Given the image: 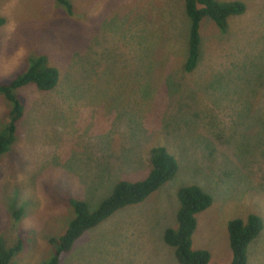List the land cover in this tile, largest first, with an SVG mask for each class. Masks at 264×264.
<instances>
[{"label": "rangeland", "instance_id": "1", "mask_svg": "<svg viewBox=\"0 0 264 264\" xmlns=\"http://www.w3.org/2000/svg\"><path fill=\"white\" fill-rule=\"evenodd\" d=\"M71 1L72 16L54 0H0V82L40 54L60 72L51 91H20L27 109L0 156V239L23 234L9 264L46 262L73 216L69 197L95 210L118 180L145 176L153 146L175 156L173 178L85 230L57 264H179L163 232L189 184L212 197L192 248L228 264L227 222L255 213L263 226L246 264H264V0H238L245 12L225 33L203 18L190 72L183 0ZM9 110L0 94V128Z\"/></svg>", "mask_w": 264, "mask_h": 264}, {"label": "trees", "instance_id": "2", "mask_svg": "<svg viewBox=\"0 0 264 264\" xmlns=\"http://www.w3.org/2000/svg\"><path fill=\"white\" fill-rule=\"evenodd\" d=\"M59 8L68 15H73L71 0H54ZM184 10L189 18L187 55L182 69L192 71L198 62L200 54L199 27L203 18H209L218 30L225 33L228 29V18L239 16L245 12L242 1L219 2L217 0H183ZM5 18L0 16V26ZM21 68L10 79L0 82V94L10 104L7 124L0 128V156L10 150L16 142L18 123L26 111V97L20 92L23 87L32 85L39 92L53 90L60 82L59 69L49 62L46 55L40 54L35 62L20 73ZM260 117V116H259ZM257 116L256 123L264 125V120ZM149 168L144 177L130 181L118 180L110 194L90 211L84 201L69 197L68 202L73 208V216L66 224L63 232L56 238H50L52 255L42 264H57L74 241L87 229L106 220L117 210L139 202H143L159 186L173 178L177 172L178 163L174 155L166 148L153 146L147 154ZM179 207L176 213V227L166 228L163 232L164 243L173 248V254L179 264H209L210 252L206 249H193L191 236L196 228V214L207 209L212 203V197L196 184L182 186L177 191ZM262 218L250 213L243 218H232L227 222L228 244L231 251V261L228 264H246L248 245L262 231ZM23 234L18 233L17 242L9 246L0 239V264H9L13 256L20 252Z\"/></svg>", "mask_w": 264, "mask_h": 264}]
</instances>
